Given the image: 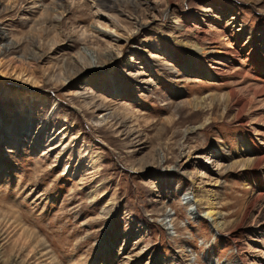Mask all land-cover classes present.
Returning <instances> with one entry per match:
<instances>
[{"label": "rangeland", "instance_id": "rangeland-1", "mask_svg": "<svg viewBox=\"0 0 264 264\" xmlns=\"http://www.w3.org/2000/svg\"><path fill=\"white\" fill-rule=\"evenodd\" d=\"M258 62L264 0H0V264H264Z\"/></svg>", "mask_w": 264, "mask_h": 264}, {"label": "bare ground", "instance_id": "bare-ground-1", "mask_svg": "<svg viewBox=\"0 0 264 264\" xmlns=\"http://www.w3.org/2000/svg\"><path fill=\"white\" fill-rule=\"evenodd\" d=\"M196 29V28H195ZM186 31L188 30H191L189 29L188 26H186L185 28ZM201 31V30H200ZM199 33V32H198ZM209 34V33H208ZM213 35V34H212ZM207 36V34H206ZM197 38V42L199 41L200 38H198V36H196ZM211 37V35H210ZM213 38V37H212ZM203 39V38H202ZM211 39V38H210ZM205 40V39H204ZM203 40V41H204ZM215 40L214 42H216L218 45V49H217V53L216 54H221L224 56V58L226 59L224 61V63L222 62H219L218 64L221 65L223 67V72H226L228 73V71L230 70L231 66H233L234 64L237 65L238 63H243L242 60L240 59V52L235 50L231 41H230V38H228V35L226 34V32L224 30H219V31H215L214 32V39ZM205 43H208V42H205ZM210 44V43H209ZM11 45V44H10ZM14 45V44H13ZM202 45V44H200ZM205 45V44H204ZM210 47V46H209ZM7 50H12L14 49L13 46H9V47H6ZM217 48V47H216ZM16 49V48H15ZM208 49V48H207ZM201 50L204 51V54H209L210 51L206 50L205 47H201ZM16 51V50H15ZM239 57V60L237 61V58ZM228 58H230L229 60H227ZM246 61V60H245ZM251 61V60H250ZM249 61V63H250ZM252 62V61H251ZM254 63V62H253ZM255 69H257L260 73L264 70V66L260 64V62H258L256 65L253 64L252 65ZM214 70H219L217 67H214L213 68ZM238 69V68H237ZM241 70V69H240ZM239 70V72H240ZM208 71L210 72V70L208 69ZM216 72V71H215ZM220 72V71H219ZM218 72V73H219ZM223 74V73H222ZM261 77V76H259ZM259 80V79H258ZM264 81V79H262ZM261 80V81H262ZM257 87V86H256ZM238 94V93H237ZM231 97H235L236 96V92L235 91H232L231 94H230ZM230 97V98H231ZM237 98V97H236ZM239 98V97H238ZM231 100V99H230ZM250 102V100H248L247 98H242V99H238L237 100V103H236V107H237V116L239 117L243 111V109L248 105V103ZM105 118V117H104ZM104 121V120H103ZM103 121H98L99 123H102ZM194 132V131H193ZM255 149L257 150V152L259 153V155L257 157H255L254 159V162L255 164L254 165H259L260 163L264 162V155L262 154V149L255 145ZM259 190H260V194L258 196H256L255 198H261L262 195H264V189H262L261 187H258ZM256 193V192H255ZM196 198V196H195ZM253 198V197H252ZM262 199V198H261ZM260 199V200H261ZM186 200V199H185ZM188 201V202H187ZM187 204L189 207H193L195 205V202H200L201 203V200H199V198H196L195 201H189L187 200ZM255 199L250 201L244 211V213H240V214H243V218L246 219V217L248 218V214H250V210L251 208L255 205ZM257 203V202H256ZM245 206V205H244ZM208 208V207H207ZM245 208V207H243ZM199 209V208H198ZM206 216L214 219L213 221H217L218 219L220 220V217L223 216L221 213L217 212V208H216V204L215 203H212L210 204L208 210H207V213H206ZM170 218V215L168 213H166V216H164V222L166 221V219ZM172 222V220H171ZM170 222V224L172 225V223ZM244 222V221H243ZM165 225V224H164ZM241 225V224H240ZM219 226V225H218ZM220 228V227H219Z\"/></svg>", "mask_w": 264, "mask_h": 264}]
</instances>
